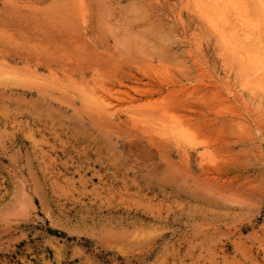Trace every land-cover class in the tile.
Listing matches in <instances>:
<instances>
[{
    "label": "rangeland",
    "instance_id": "1",
    "mask_svg": "<svg viewBox=\"0 0 264 264\" xmlns=\"http://www.w3.org/2000/svg\"><path fill=\"white\" fill-rule=\"evenodd\" d=\"M195 4L0 0V264H264V98Z\"/></svg>",
    "mask_w": 264,
    "mask_h": 264
},
{
    "label": "bare ground",
    "instance_id": "2",
    "mask_svg": "<svg viewBox=\"0 0 264 264\" xmlns=\"http://www.w3.org/2000/svg\"><path fill=\"white\" fill-rule=\"evenodd\" d=\"M195 2L196 13L221 40V55L229 65V76L236 70L237 77L242 81V88L249 90L253 96L264 98V0H195ZM261 111L260 109V113ZM174 120L168 124L167 133L170 139L180 140L178 124L181 122L176 121L175 118ZM152 123L150 126L154 125ZM176 143L185 146L184 142Z\"/></svg>",
    "mask_w": 264,
    "mask_h": 264
}]
</instances>
